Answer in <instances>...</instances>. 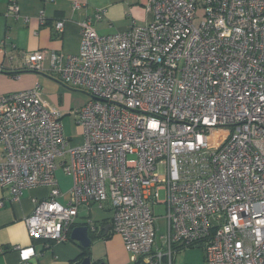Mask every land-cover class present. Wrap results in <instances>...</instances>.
Wrapping results in <instances>:
<instances>
[{"label":"built area","instance_id":"built-area-1","mask_svg":"<svg viewBox=\"0 0 264 264\" xmlns=\"http://www.w3.org/2000/svg\"><path fill=\"white\" fill-rule=\"evenodd\" d=\"M146 8L151 23L109 35L92 27L97 10L80 23L75 54H24L23 69L87 95L69 110L82 143L70 145L38 85L0 95V186L11 201L49 188L24 218L32 239L63 242L81 205L109 202L131 264H173L198 245L205 264H264V0H147ZM8 12L18 13L16 0ZM57 166L72 180L64 195ZM16 249L21 261L35 256Z\"/></svg>","mask_w":264,"mask_h":264},{"label":"crops","instance_id":"crops-1","mask_svg":"<svg viewBox=\"0 0 264 264\" xmlns=\"http://www.w3.org/2000/svg\"><path fill=\"white\" fill-rule=\"evenodd\" d=\"M75 3L80 4V8H74ZM16 4L18 13L14 15L8 12L9 0H0V95L38 85L47 103L61 112L63 133L70 145H80L82 129L69 110L82 106L87 95L64 86L48 71L23 69L24 54L34 51L77 53L80 23L87 17L92 18L97 10H104L102 19L92 20V27L99 35H109L131 25H147L152 22L153 13L146 8L147 0H16ZM40 13L43 23H40ZM59 21L63 23V30L56 33L54 26ZM48 63L45 60L44 67L47 68ZM1 154L0 144V160ZM57 182L64 195L71 185L63 189L58 179ZM48 193L49 188L45 186L31 188L25 190L19 200L11 201L8 190L0 186V264H78L85 256H90L91 261L97 264H131L121 236L111 230L109 202L102 207L90 204L78 208L74 226H87L90 219L99 228L98 235L91 238L87 255H84L79 242L69 238V234L60 243L32 239L27 233L24 218L34 209L32 199H43ZM58 201L63 202V198L59 197ZM88 234L91 237L89 228ZM16 247H32L35 256L21 261Z\"/></svg>","mask_w":264,"mask_h":264},{"label":"rangeland","instance_id":"rangeland-1","mask_svg":"<svg viewBox=\"0 0 264 264\" xmlns=\"http://www.w3.org/2000/svg\"><path fill=\"white\" fill-rule=\"evenodd\" d=\"M197 22L198 19L194 21V24H197ZM73 90L79 92V94L81 93L85 94L81 90H77V89H73ZM227 133H228L227 130L220 131L216 136L217 140L219 141L223 140L224 137L227 135ZM56 177L60 183V186L63 189L69 188V186L71 185L70 177L64 174L61 167H58V169L56 170ZM154 214L158 216L164 215L165 210L163 209V206L162 205L155 206ZM204 260H205L204 249L201 245H198V246L185 248L180 252L176 253L173 258V264H205Z\"/></svg>","mask_w":264,"mask_h":264},{"label":"water","instance_id":"water-1","mask_svg":"<svg viewBox=\"0 0 264 264\" xmlns=\"http://www.w3.org/2000/svg\"><path fill=\"white\" fill-rule=\"evenodd\" d=\"M69 238L71 240L79 242V244L83 248L88 247L91 243V237L88 234V227L84 225L73 226L70 230ZM78 264H97V263H93L91 261L90 256H85ZM98 264H104V263H98Z\"/></svg>","mask_w":264,"mask_h":264},{"label":"trees","instance_id":"trees-1","mask_svg":"<svg viewBox=\"0 0 264 264\" xmlns=\"http://www.w3.org/2000/svg\"><path fill=\"white\" fill-rule=\"evenodd\" d=\"M93 237H95V235L94 234H91V238H93ZM83 253H84V255H87V253H88V247H86V248L83 249Z\"/></svg>","mask_w":264,"mask_h":264}]
</instances>
